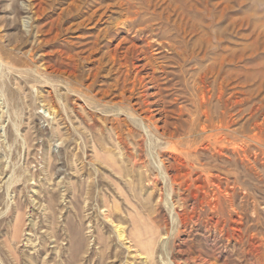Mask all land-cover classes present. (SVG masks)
I'll return each mask as SVG.
<instances>
[{"label":"rangeland","instance_id":"obj_1","mask_svg":"<svg viewBox=\"0 0 264 264\" xmlns=\"http://www.w3.org/2000/svg\"><path fill=\"white\" fill-rule=\"evenodd\" d=\"M263 251L264 0H0V264Z\"/></svg>","mask_w":264,"mask_h":264},{"label":"bare ground","instance_id":"obj_2","mask_svg":"<svg viewBox=\"0 0 264 264\" xmlns=\"http://www.w3.org/2000/svg\"><path fill=\"white\" fill-rule=\"evenodd\" d=\"M98 1V0H97ZM102 1H104V0H102ZM146 1V0H145ZM120 3H122V2H120ZM123 4V3H122ZM62 19V18H61ZM152 45H150V44H148L147 45V47H148V49L150 50V49H152V47H151ZM145 52V51H144ZM154 53V52H153ZM153 57V59H151V63L152 62H154V61H156L157 59H160V57H158V56H160V54L159 53H157V54H153L152 55ZM149 59H150V57H148ZM147 58V59H148ZM116 58H114L113 57V60H115ZM165 59V58H164ZM121 64V67H124V68H126V72H127V81L128 80H130L131 81V85L133 86V88H136V86L138 85V83L140 84V85H143V80H142V78L139 76V66L136 64V63H133L132 65H130L129 64V60L126 58V60H125V63L124 62H121L120 63ZM164 74H165V70H164V67H158ZM133 71V72H132ZM196 85H197V93H198V96H199V98L201 99V103L204 105L203 106V108H204V113H205V118H206V121H205V124H203V127H204V129H207V128H210V125H209V123H210V121H211V119L209 118V114H208V104H206L207 103V100H211L212 99V91L207 87V85H206V80H205V78L204 77H202L200 80H199V82L198 83H196ZM134 90V89H133ZM220 90V89H219ZM145 92H148V90H145ZM145 92H143L145 95H143V97H144V100L148 97L147 95L148 94H146ZM142 100V99H141ZM151 103L149 102V100H146V101H144V105L145 106H149ZM148 111V110H147ZM198 112V111H197ZM211 117V116H210ZM148 119V118H147ZM220 123H221V125L223 124V121H219ZM222 138V137H221ZM223 141H225V140H223ZM223 141H222V143H223ZM217 144V141H214V143H212V141L211 140H208L206 143H205V145H203V147H204V149H206V150H208L209 148H212L214 145H216ZM174 148H175V152H176V154L178 155V157L176 156V158H175V162L179 165V167L181 166V167H185V165H186V161H184V158L182 157V155L183 154H185V151H182L181 149H179L177 146H174ZM240 148V147H239ZM243 150V149H242ZM217 151H218V153L220 154V155H224L223 153V150H222V148H218L217 149ZM255 154V153H254ZM249 155V154H248ZM175 157V156H174ZM178 167V168H179ZM181 167H180V169H181ZM189 167V166H188ZM179 170V169H178ZM182 170V169H181ZM183 171V170H182ZM188 171V170H187ZM181 172V171H180ZM179 172V173H180ZM183 172H185V171H183ZM181 174V173H180ZM180 174H178V176H180ZM183 175V174H182ZM189 175V174H188ZM216 176H218V175H216ZM212 177V176H211ZM182 179H183V177H181ZM186 178V177H185ZM218 178V177H217ZM176 179V178H175ZM219 179V178H218ZM200 180H201V178H200ZM212 181V180H211ZM194 182V181H193ZM177 183V182H176ZM203 183V182H202ZM211 183V182H210ZM194 184V183H193ZM220 184V183H219ZM208 185V184H207ZM215 185V184H214ZM213 185V186H214ZM187 186V185H186ZM198 186V185H197ZM196 186V187H197ZM205 186V185H204ZM203 187V186H202ZM221 187V186H220ZM199 188V187H198ZM201 188V187H200ZM233 189V188H232ZM220 191V190H219ZM228 194V193H227ZM196 197V196H195ZM217 201V200H216ZM219 203V202H218ZM242 206V205H241ZM232 207V206H231ZM193 208V207H192ZM233 208V207H232ZM234 209V208H233ZM199 212V211H198ZM236 212V211H235ZM238 212V211H237ZM244 214V213H243ZM108 216V215H107ZM238 217V216H237ZM194 218V217H193ZM240 218H242V217H240ZM237 220V219H236ZM241 221H242V219H241ZM236 224H239V222L238 221H234ZM242 223V222H241ZM241 226V225H240ZM237 230H239V229H237ZM241 232V231H240ZM243 234V233H242ZM241 235V234H240ZM241 236H243V235H241ZM228 238H229V236H228ZM235 239V238H234ZM243 239V238H242ZM252 239V238H251ZM240 240V239H239ZM238 240V241H239ZM253 240V239H252ZM240 242V241H239ZM242 242V241H241ZM261 242V241H260ZM251 245V244H250ZM254 249V248H253ZM252 249V250H253ZM251 250V251H252ZM255 251V250H254ZM259 252V251H258ZM264 252V251H263ZM259 254V253H258ZM258 254H256V255H258ZM255 256V255H254ZM260 256V254L256 257V258H258V260H262V257H259ZM259 258H261V259H259ZM264 261V260H263ZM264 264V263H263Z\"/></svg>","mask_w":264,"mask_h":264}]
</instances>
